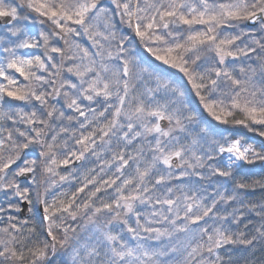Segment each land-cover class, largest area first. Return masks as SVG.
Listing matches in <instances>:
<instances>
[{
    "label": "snow or ice",
    "instance_id": "snow-or-ice-1",
    "mask_svg": "<svg viewBox=\"0 0 264 264\" xmlns=\"http://www.w3.org/2000/svg\"><path fill=\"white\" fill-rule=\"evenodd\" d=\"M0 264H264V0H0Z\"/></svg>",
    "mask_w": 264,
    "mask_h": 264
},
{
    "label": "rangeland",
    "instance_id": "rangeland-1",
    "mask_svg": "<svg viewBox=\"0 0 264 264\" xmlns=\"http://www.w3.org/2000/svg\"><path fill=\"white\" fill-rule=\"evenodd\" d=\"M61 174H63V171H61ZM67 187H69L67 184L65 185V188H67ZM74 188V187H73ZM59 190V188L58 189H56V191H58Z\"/></svg>",
    "mask_w": 264,
    "mask_h": 264
},
{
    "label": "trees",
    "instance_id": "trees-1",
    "mask_svg": "<svg viewBox=\"0 0 264 264\" xmlns=\"http://www.w3.org/2000/svg\"><path fill=\"white\" fill-rule=\"evenodd\" d=\"M88 166L90 167L91 165H88ZM61 171H63V170H61ZM57 189H58V188H57ZM72 190H74V188H73ZM256 195H257V197H258V196H259V193H257Z\"/></svg>",
    "mask_w": 264,
    "mask_h": 264
}]
</instances>
